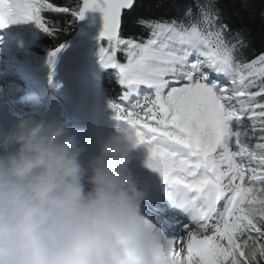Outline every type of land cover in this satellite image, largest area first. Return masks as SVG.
Returning a JSON list of instances; mask_svg holds the SVG:
<instances>
[{"label":"rangeland","instance_id":"374dc122","mask_svg":"<svg viewBox=\"0 0 264 264\" xmlns=\"http://www.w3.org/2000/svg\"><path fill=\"white\" fill-rule=\"evenodd\" d=\"M20 2L31 12V5L26 0H20ZM23 10L25 11L21 5L20 11L24 12ZM28 21L29 23L27 24V27L30 26L35 34L33 37H31L30 42L24 43V49L19 51L14 58L6 56L8 49H11V46L4 42V40L0 41L1 72L3 74L5 73L7 76H11V83L14 80L17 86L23 85L21 78L17 75V66L22 61L20 56H22V52L25 49L35 44L39 31V26L34 21H32V23H30L31 20ZM25 23L26 21L24 24ZM94 36L101 37L99 45L100 50L102 51L101 53L104 55V61L99 62L100 65H103L107 68H114L116 67V64L121 66V64L117 63L113 59V56L109 55L103 48L102 40L104 37H102L100 33L89 31L84 26H81L78 34L69 44L71 45L69 54L62 55L61 57V63L63 64L61 66H57L55 69V80L61 78L59 76L63 75L64 73H70L68 68L72 66L76 68L78 66V64L75 65L73 62L70 63L66 57L70 56V54H73L74 58L81 56V53L84 51V47L89 44V40H91ZM151 51L145 50L142 57H140V59L139 57L137 58V62L143 63L139 64L138 68H136L137 66L131 68L128 63V65H123L122 69L119 72L117 71L119 74V81L121 80L125 85L127 92L132 94L137 93V91L140 92L142 90L141 85L145 83L153 85L154 82V85L157 84L155 90L158 93L154 96L152 110L159 108L162 114L164 113L166 114L167 118H171L164 111V106H171L169 101L171 95L166 92L164 93V91L161 89H157V87L159 88V81L162 79L163 74L161 72L150 73V71H147V68H149L147 63H149L151 60H155V54H153ZM186 52V49L182 47L178 51L179 57L171 60L172 63L176 62L175 72H177V76L174 79L180 82V84L176 86L177 88L173 89H179L181 94H185L184 89H189V93H198V95L195 94L198 98L194 97L195 101L190 102L187 105L190 113V124L194 128H197L198 124L200 126L202 125L203 130L206 126L207 129L209 128L211 130V134L204 130L200 135L194 130L185 129L183 127V120L178 115L172 117L174 120L173 125H175L174 129H172L173 127H166L164 129H160L159 131L151 130L149 127H147L149 122H147L145 119L141 120V124L139 125H141V128L146 129L147 132H150L155 137L164 136L176 140L177 143L172 144L184 150L187 149V146H193V148L196 150L203 148V140H207L208 153L214 154L216 156V167L220 172H223L222 175L225 177V197L223 205H220L219 210L211 224L202 230L201 233H197L196 235L203 236L205 243H207L206 238H208L209 234H212L216 231L220 232L216 237H218L221 244H225L223 245V248H221L222 255L220 258V264H244L245 258L249 262L262 264L264 263V191L256 187L255 182L257 178L252 174L248 166V159L252 157L249 152L245 150L246 147H243L250 145V143L248 142V139L243 136V133H240L239 128L243 129L246 127V131H249V121L245 117L246 113H243L242 111L244 116L239 114L238 99L240 96V91L238 90V87L235 91H232L234 88L231 87L229 79L227 80L229 82H225L220 86H216L215 88L212 86V84L206 81L207 77L205 79L202 78L205 75L203 68L199 70V75L201 76L197 75L195 81L189 80V77L186 75L188 72H185L186 74H181L179 72L182 70V67L186 65L185 61H188V57H185ZM50 56L51 55H49V57ZM132 56L135 57L134 54ZM48 58L46 61L49 62ZM219 61L223 65V61L221 59H219ZM48 62L46 67L49 68L53 64L49 65ZM180 63L183 66H180ZM88 65L93 67L92 65H94V62H92L91 65L90 60ZM223 66L225 67V64ZM133 68L134 70L140 69L139 71L143 72V75L140 77L141 79L137 80L136 82L127 77L131 75L128 72ZM53 69L54 67L49 69L47 76L51 74ZM225 69L229 70L230 74H233L230 69L226 67ZM172 70V72H174V66ZM183 70L181 72H184ZM191 75H193V72H191ZM63 81L64 79H61L59 83L60 87L66 85L67 82ZM234 82H236L235 79ZM37 91L42 94L45 93L43 86H38ZM69 96H73L72 93H69ZM44 98L47 99L44 107V110L47 114L62 115L65 113L64 111L55 110L56 105L59 102L58 100H54L48 96H45ZM109 109L112 111L111 113H114L110 105ZM169 149L173 150L172 147H169ZM227 198L228 202L226 203ZM259 198L261 200H258ZM229 211H232L234 214L232 218L226 217V213ZM249 225L251 229L248 228ZM247 230L250 231L249 235H246V237L249 238L251 243H249L247 247L243 244H235L233 239L237 238L236 234L245 232ZM189 233L192 234L194 232L191 231ZM131 236H128V239L131 238ZM239 238L240 237H238V239ZM249 262L245 261V264H251Z\"/></svg>","mask_w":264,"mask_h":264},{"label":"trees","instance_id":"16d2710c","mask_svg":"<svg viewBox=\"0 0 264 264\" xmlns=\"http://www.w3.org/2000/svg\"><path fill=\"white\" fill-rule=\"evenodd\" d=\"M81 1L33 0L35 18L43 28L37 51L65 45L76 34L80 25L74 13ZM193 27L236 72L245 98L242 108L262 115L252 122L250 150L258 158L253 166L264 171V0H137L124 15L121 39L109 47L118 61L125 62L127 41L141 51L155 39L174 43ZM105 87L115 101L122 95L111 76H106Z\"/></svg>","mask_w":264,"mask_h":264},{"label":"bare ground","instance_id":"6f19581e","mask_svg":"<svg viewBox=\"0 0 264 264\" xmlns=\"http://www.w3.org/2000/svg\"><path fill=\"white\" fill-rule=\"evenodd\" d=\"M5 1L7 3L5 11L8 12L11 17L7 28L19 34L25 33L28 28V20H31L26 11V7L23 6L20 0ZM21 5L25 9V11L23 10L24 12L20 11ZM25 21L26 23L24 24ZM88 43L89 44L87 46L84 45L86 48L84 47L83 56L74 58L73 54H70V56L66 57V59H68L70 63L73 62V64H78V66L76 68L73 66L68 68L70 73H64L63 75H60L59 77L61 78L57 80L54 79L55 69L57 66H61L63 63L57 62L55 57H51L49 59L48 56V64H53L51 67H54L49 76H47V74L51 67H46L47 63H43L40 66L42 70V77L45 79L48 86H50L51 89L58 88L57 90L60 92V94L68 98L67 104L70 101L68 113H65L63 116H61L63 117L62 119H64L65 121H69L71 115H74L77 111L93 109L96 112V118L99 122V137L102 138L104 135H107L108 138L115 136L118 139L129 140V145L131 149L136 152H143L148 163L150 165L159 166L161 169L164 170V174L169 173L170 175L177 176L181 179L190 177V166L186 165L183 161L177 163L176 165V161L173 160L172 154L170 152L171 149H166V142H162V151H157L155 148L156 145L153 146L154 140L152 141V139H150L148 135L144 134L140 127L122 124V126L119 127L118 130L126 131V129H128V131L131 132L128 137H125L124 135L118 136L116 134L115 128L114 131L111 130V127H114V125L111 124L109 121V118L111 117L104 116L107 113V106L105 100L100 94V71L102 65H100L99 62L102 61L103 58L101 56V50L99 49L100 45L98 36H94L91 40H89ZM70 50L71 46L67 47V49L64 51V55L69 54ZM99 53H101V55ZM90 60L91 65L92 62H94V65H92L93 67L88 65ZM139 64L142 63L135 64L134 62L130 61L129 66L131 68L137 66L136 68H138ZM117 68L119 71L122 69V67L120 66H117ZM139 70H134V68L129 70L128 73L131 75L127 77L136 82L137 80L141 79L140 77L143 75V72ZM147 71H150V73H157L155 70L147 69ZM61 79H64L63 82H67L66 85L62 87L59 86ZM5 80L1 78V88L3 87L2 82H5ZM9 82L11 83V79L6 82V85H8ZM69 93H72L73 96H69ZM37 101L42 102V99L39 97L37 98ZM165 111H168V109H165ZM61 117L56 116L55 118ZM20 136H22V134H20ZM131 140H134L136 145H132ZM40 145H42V141H40ZM37 148H40V146ZM44 153L47 154V151H45ZM49 159L51 158L49 157ZM203 166L197 169V173H199V169L203 168ZM5 174L6 173H0L1 182L5 179ZM31 175L32 174L30 173V176ZM62 175L63 172L61 171L60 173H57V176ZM223 177L224 176L221 175L220 172V176L218 178H221L223 180ZM204 178L208 179L209 184V180H211L212 182H216L217 180V178H211L210 175H206L204 176ZM84 179L89 182L91 181V179H89L88 177L83 178L82 176H79V185H82V183H84ZM65 180H67L68 182L70 181L68 178H65ZM196 182L199 183L200 181ZM127 190H129L128 193L114 194V197H123L128 194L123 203L126 205H131L134 203L131 194H133L135 190L133 191L132 188H129ZM211 194L212 192L204 194L205 203H207L208 197ZM4 195L5 193L2 192L1 196ZM215 195H218V193H216ZM258 200L261 199L259 198ZM143 227H145L144 224H141L137 220H128V217L124 216L123 222L120 224V226L114 228L113 219H111V222L109 224V239H115L114 244H118L117 250L122 253L123 256L133 255L138 261L144 262L145 264H220V258L222 255L221 248H223V245L225 244H221L218 237H216L218 236L217 234L220 233L219 231L209 234L208 238H206L207 243H205V239L203 238V236H199L193 233L189 234L188 232L185 233V230L182 228L176 230L175 232L179 233V236H182L180 242H176V244L178 245H176L175 247V251H177L178 253H176L177 259L180 260L178 261L176 259H173L174 254L171 258V254L169 252L167 244L156 245L153 243V240L157 235L155 231H145V233H142L140 236H138V238H136V233ZM128 236H131V238L128 239ZM143 259H145V261ZM86 264H91L88 262V259Z\"/></svg>","mask_w":264,"mask_h":264},{"label":"water","instance_id":"95a60500","mask_svg":"<svg viewBox=\"0 0 264 264\" xmlns=\"http://www.w3.org/2000/svg\"><path fill=\"white\" fill-rule=\"evenodd\" d=\"M136 0H83L78 22L92 31L104 33L110 40L119 38L125 12L131 10Z\"/></svg>","mask_w":264,"mask_h":264}]
</instances>
